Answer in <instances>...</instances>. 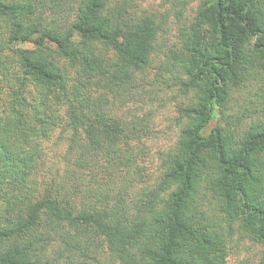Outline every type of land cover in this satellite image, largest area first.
Returning <instances> with one entry per match:
<instances>
[{
  "label": "trees",
  "instance_id": "16d2710c",
  "mask_svg": "<svg viewBox=\"0 0 264 264\" xmlns=\"http://www.w3.org/2000/svg\"><path fill=\"white\" fill-rule=\"evenodd\" d=\"M133 1L0 0V264H88L104 249L118 264H226L233 223L264 264V123L238 130L228 113L264 75V0H176L169 77L191 94L155 185L132 205L111 176L136 171L142 122L108 96L136 84L163 27ZM59 126L53 170L43 144ZM99 170L110 175L96 185Z\"/></svg>",
  "mask_w": 264,
  "mask_h": 264
},
{
  "label": "rangeland",
  "instance_id": "374dc122",
  "mask_svg": "<svg viewBox=\"0 0 264 264\" xmlns=\"http://www.w3.org/2000/svg\"><path fill=\"white\" fill-rule=\"evenodd\" d=\"M136 9L152 13L163 19V27L159 32L151 63L140 73L136 84L110 93L108 99L115 112L128 120L140 121V138L132 141V151L136 166L133 173L114 172L111 176L120 187L124 201L133 205L142 188L153 187L159 176L160 153L173 148L184 124L182 107L189 100L191 93L185 91L177 79H171L170 52L180 47V20L176 15V0H134ZM197 2L185 6L181 22L189 23L195 14ZM161 19V20H162ZM21 46L32 47L31 43ZM229 119L238 130L246 129L252 124L264 123V75L246 82L245 86L236 89L228 110ZM220 117V115H219ZM218 115L211 121L207 132L217 124ZM222 122V121H221ZM68 133L61 126L56 127L49 138L44 141L45 162L53 170L64 164L63 154L67 146ZM111 171L113 167H110ZM114 171V170H113ZM96 185L103 183L104 174L98 171ZM98 188V187H97ZM115 190L113 195H116ZM120 193L118 195H120ZM111 200L114 199V196ZM226 264H259L263 253V245L244 233L237 223L225 229ZM88 264H118L111 259L104 249L95 260Z\"/></svg>",
  "mask_w": 264,
  "mask_h": 264
}]
</instances>
